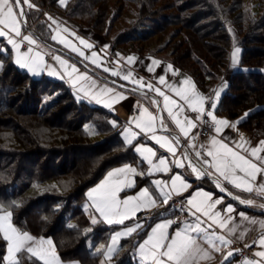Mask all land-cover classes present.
<instances>
[{
  "label": "trees",
  "instance_id": "trees-1",
  "mask_svg": "<svg viewBox=\"0 0 264 264\" xmlns=\"http://www.w3.org/2000/svg\"><path fill=\"white\" fill-rule=\"evenodd\" d=\"M31 2L36 7L27 10L26 23L48 42L44 11L105 37L111 16L129 13L112 37L113 47L122 52L125 44L133 47L136 41L138 48L130 50L137 53L159 54L167 48L170 62L189 73L204 93L223 79L233 45L239 44V68L228 77L219 109L228 117L247 112L240 126L264 137V0H257V15L243 0H66V6L59 0ZM153 36L158 51L145 50ZM0 44L8 49L0 55V131L15 142L4 144L0 134L2 211L13 213L12 224L21 232L50 236L62 260L101 264V253H92L87 242L107 243L117 226L91 223L83 207L85 192L111 167L139 159L122 139L119 124L113 127L111 113L76 100L63 81L30 77L13 63L10 46L3 39ZM85 122L94 126L92 134ZM149 222L119 240L108 264H137L133 250ZM6 248L0 233V264H9Z\"/></svg>",
  "mask_w": 264,
  "mask_h": 264
},
{
  "label": "crops",
  "instance_id": "crops-1",
  "mask_svg": "<svg viewBox=\"0 0 264 264\" xmlns=\"http://www.w3.org/2000/svg\"><path fill=\"white\" fill-rule=\"evenodd\" d=\"M44 15L48 19L50 42L41 40L33 31L32 27L27 25V23L26 27L22 25V36L16 37L18 41H21V52L26 51L28 47H32L33 54L38 51L43 56L44 63L41 65L43 70L41 71L40 75H33L26 69H20L19 66L14 62L16 59L15 50L11 47V45H9L11 48V57L13 63L20 70L26 72L30 77L38 78L41 76H47L48 78H51L53 80L63 81L69 86L76 100L84 101L90 105L101 107L102 109L111 113L114 118L113 121L118 122L120 126V134L124 128L129 126L128 122L130 120L139 117L143 108H147L149 112L157 114L158 109L152 103V100L155 99L157 101H160L161 110L159 112V115L164 118L165 123L168 125L169 131L164 132L158 129L157 135L167 136L169 138V140L175 147L177 157H179L183 151L187 150L193 156V158H195L194 150L190 145H195V150L201 151L202 155H204L206 150L211 148V140L213 138H216L223 143H227L234 150L240 151L242 154L249 157L252 148H261L262 150L257 153V156L264 157V146L261 145V142L264 141V137H259L251 134L240 126V121L245 117V113L247 112H244L237 117H228L219 109V101L227 90L228 77L235 70L225 73L223 79L211 89L212 103H216L217 105V108L214 110V115L218 120L226 121V125H215L213 122V129L211 134L206 137L200 138V120L196 119L198 114L191 113L187 102L182 100L175 94V92L171 91V89L169 88V85H171L178 88L188 89L190 92L198 93L200 96L205 98L206 93H204L197 86L194 79L189 73L173 65L168 57L158 54H139L135 51H119L114 57H108V51L105 45L108 46L109 43L98 33L92 31L88 27H80L76 24H73L66 17L52 15L47 11H44ZM49 17H51L52 19H49ZM53 21H55V23H53ZM25 35L30 36L33 40H35V44L29 45L27 41H23L22 37ZM52 35L57 36L56 41L51 39ZM0 39H3L6 42L5 38ZM60 40L67 41L69 46L66 47L64 44L59 42ZM81 40L85 41L87 45H91L92 47L88 48L84 44H81ZM72 47H75L78 51H82L85 56L88 57V59H84V57L78 55L77 52H73L71 50ZM93 52L97 53L95 57H92L91 55ZM57 56L67 61L68 65H75L78 69V72L73 73L72 77L70 78L65 72L66 66H62L60 61L55 59V57ZM129 57L132 58L131 61L128 60ZM93 59L96 61V63H92ZM153 60L158 61L159 63L153 64ZM0 64L3 65L1 58ZM169 65H171V68L168 67ZM2 67H0V70L2 69ZM149 68H151L152 71H148ZM105 69H109V71H105ZM49 70L53 72V75L48 74ZM68 70H71L70 67ZM112 71L118 72L119 75H112ZM129 72L132 73L130 79H123L122 77L124 75H127ZM81 75L86 76L87 79H81ZM162 75L165 77L164 83H160L158 80V78ZM184 80H188L190 81V83L185 85L182 83ZM149 83L152 84L154 88L159 87L161 91L168 95L172 100L176 101V104H170L169 107L173 109L174 113H179L177 118L181 120V124L185 127V131L188 133L187 137H185L184 134L180 132L179 127L168 116L167 111L163 110V97L159 96L155 91H150L147 87L143 86ZM218 90H222V93L220 99L217 100L215 97V92ZM117 94H119L123 98H117ZM97 99L99 100V103H97ZM105 104H108L109 107H105ZM177 105H179L180 108H177ZM132 109L136 110L132 111ZM185 117L189 118L192 123H186L184 119ZM131 127L133 131L139 132V129L135 128L134 123L131 125ZM216 127H220L221 130L219 133L215 131ZM174 136L179 137V145H176L175 141L172 139V137ZM121 137L124 140V137L122 135ZM133 143L135 144L136 141H134ZM140 143H143L144 145H147L149 147H153L154 151H156V157L153 158L154 163L157 162L159 157H165L168 166L172 168V172H154L152 175H148L147 173L151 170V166L146 161L142 160V157H140L139 153L134 151L139 159L138 162H125L111 167L95 184L91 185L85 192V201L83 203L85 211L89 214L91 219L93 217H96L98 218V220L107 225L110 224L100 218L99 213L96 212L95 207L92 204V199L89 197L88 193L99 186L102 182H104L108 178V174L113 170L123 168L127 165L136 168L137 173H140L139 175L129 174V179L134 181V186L132 188H125L119 193V198L121 200L127 196L138 195L139 192L146 187L150 192H153L157 197H160L157 203L146 204L142 206V208L139 209L136 213L130 214L131 218L126 219L124 221V224H111L116 225L117 228L112 231L110 239L107 243L88 240L91 245H94L97 242L100 243L102 247L94 253H101V259H103L105 263L110 262L111 257L114 255L118 247L119 240L121 238L129 236L126 235L117 237L116 242L113 243L112 237L117 232H126L128 227L135 228L137 223L142 224L144 227L146 222L150 221L143 234L141 235V238L136 243L137 245L146 237L149 228L153 227L158 222H161L165 219H171L176 222L172 225V228H175L177 224H179L180 227H183V222L186 219L189 221L194 219L192 216L187 215L185 219L176 221L171 213L166 212L167 205L163 204V198L162 196H160L159 190L155 188V184L153 183L155 180H169V177L173 173L182 174V178L190 182L191 186L186 190H181L179 194H177L175 190H172L169 203L174 199L182 198L184 200L183 210L187 213L188 205L186 198L189 197L196 189L213 194V200L222 198V203L216 205L214 211L219 210L221 211L222 217L226 218L230 216L232 219L227 221L224 228H220L217 223L213 224L212 228L208 230L210 232L215 231L217 235L223 236L230 242L232 239H237L243 243L254 244V254L256 252L264 251V247H261L259 245V240L261 239V237H264V227H262V225H264V207H261V205H264V195L258 194L255 190L252 193H249L240 189H236L226 181H223L222 178H219L227 188L226 192H221L216 186L218 173L197 178L188 167L187 161H184L185 166L182 168L174 167L172 163L174 157L167 151L165 147L157 145L155 141L150 140L143 135L140 137ZM208 159L211 158L209 157ZM254 162H256L258 166L264 167V165H261V162L259 160H254ZM209 171L211 172L212 170L209 169ZM262 182H264V173H259L257 175V178L251 181L254 189L258 187ZM228 186H230L234 192H232L228 188ZM234 197H239L241 199H244L245 201L252 200L253 204L249 205L247 203H240L239 200ZM228 204L233 205L232 213H226L224 211L226 205ZM154 207L157 208V213L154 217L143 219L137 218L141 211ZM239 213H243L244 216H239ZM0 214H2V212H0ZM202 219L206 218L202 217ZM210 223H212L210 220H206V223L202 225V227L207 228L208 224ZM172 228H170L168 231L171 232ZM233 228L236 229L235 232L231 231V229ZM141 229H137L135 232H138ZM27 233L30 234L36 240V242H40L41 237H46L35 236L29 232ZM201 244L202 248L208 252L209 258L200 259L198 261V264H246L247 261L255 262L261 259L260 257L255 255L253 259H249L247 257H239L234 252V255L225 262L224 257L227 255V253L230 251L233 252L232 250H230L229 244L225 245L220 241L215 242V247L210 246L203 241H201ZM136 245L133 250V259L137 264H140L141 258L139 256V251ZM109 248L113 249L111 253L108 252ZM216 248H219V251H217ZM7 249L8 244L6 250ZM48 250L52 252L50 248H48ZM56 252L54 251L55 256L58 258L57 260H59V255ZM6 255L8 256V251H6L5 254V259L8 260L6 258ZM59 262H61V264H75L63 263L73 262L72 260H62Z\"/></svg>",
  "mask_w": 264,
  "mask_h": 264
},
{
  "label": "snow or ice",
  "instance_id": "snow-or-ice-1",
  "mask_svg": "<svg viewBox=\"0 0 264 264\" xmlns=\"http://www.w3.org/2000/svg\"><path fill=\"white\" fill-rule=\"evenodd\" d=\"M59 3L62 6H66V0H59ZM34 7L36 6L31 0H0V38H5L7 45H11L15 50L16 59L14 62L20 69H26L33 75H40L43 70L41 65L44 63L41 53L37 51L33 54L32 47H28L26 51L21 52V41L16 39V37L22 36V25L26 27L27 10ZM49 19L52 18L49 17ZM53 23H55V21H53ZM51 39L56 41L57 36L52 35ZM22 40L27 41L29 45L35 44V40L30 36L25 35L22 37ZM59 42L66 47L69 46L68 42L65 40H60ZM80 43L88 48L92 47L91 45H87L83 40H81ZM105 47L108 46L105 45ZM71 50L77 52L78 55L84 57V59H88L82 51H78L75 47H72ZM7 51V46L0 44V55L6 54ZM239 52L240 49L236 48L232 53V66L234 68L239 63L237 59V54ZM91 55L95 57L97 53L93 52ZM55 59L60 61L62 66H66L65 72L70 78L73 73L78 72L75 65H68V62L61 57L57 56ZM128 60L131 61L132 58L129 57ZM92 63H96V61L93 59ZM158 63V61L153 60V64ZM2 66L3 65L0 64V67ZM69 67L71 69L70 71L68 70ZM168 67L171 68V65ZM105 71H109V69H105ZM148 71H152V69L149 68ZM48 74L53 75V72L49 70ZM112 75H119V73L112 71ZM131 76L132 73L129 72L122 78L129 80ZM80 78L87 79L84 75H81ZM158 80L160 83H164L165 77L162 75ZM182 83L187 85L190 81L184 80ZM143 86L147 87L150 91H155L159 96L163 97V110L167 111L168 116L179 127L180 132L187 137L188 133L185 131V127L181 124V120L177 118L179 113H174L173 109L169 107L170 104H176V101L172 100L161 91L159 87L154 88L150 83ZM169 88L182 100L187 102L192 112L198 114L196 119L202 120L204 116H207L211 118L215 125H226V121L218 120L214 115V110L217 108L216 103L208 105L206 110L204 97L200 96L198 93L171 85H169ZM221 93L222 90L215 92L217 100L220 99ZM117 98L123 97L117 94ZM97 103H99L98 99ZM152 103L158 109L157 114H153L149 112L147 108H143L139 117L130 120L128 122L129 126L124 128L121 132L125 143L132 147L135 152L139 153L142 160L146 161L151 166V170L147 173L148 175H152L154 172H172V168L168 166L166 158L163 156L159 157L156 163L153 162V158L156 157V151H154L153 147L140 143V137L142 135L155 141L157 145L165 147L174 157L172 161L174 167L182 168L185 166L184 161H187L188 167L197 178L218 173L216 186L221 192H226L227 188L219 178H222L223 181H226L236 189L249 193L255 190L258 194L264 195V182L255 189L251 183V181L257 178L259 173H264V167L258 166V164L254 162V160H259L261 165H264V157L257 156V153L262 150L261 148H252L250 151V158L240 151L234 150L227 143L213 138L211 140V148L207 149L204 155H202L201 151L195 150V145H190L194 150L195 158H193L187 150L183 151L181 155L177 157L175 147L169 138L167 136L157 135L158 129L168 132L169 128L164 118L159 115L161 110L160 101L153 99ZM105 107H109V105L105 104ZM177 108H180V106L177 105ZM247 115L248 113H245V116ZM184 119L186 123H192L189 118L185 117ZM117 123L118 122L113 121V127H116ZM133 123L135 124V128L139 129V132L132 130L131 125ZM220 130V127L215 128L217 133H219ZM172 139L175 141L176 145H179V137L174 136ZM134 141H136L135 144L133 143ZM261 145L264 146V141L261 142ZM209 157L211 159H208ZM209 169L212 171L210 172ZM129 174L139 175L140 173H137L136 168L127 165L123 168L115 169L108 174V178L104 182L88 193L100 218L110 225L124 224L126 219L131 218L130 214L136 213L146 204L157 203L160 198L157 197L155 193L150 192L146 187L142 189L138 195L127 196L121 200L119 198V193L125 188H132L134 186V181L129 179ZM153 183L155 184V188L159 190L160 196L163 198L162 202L165 205L169 203L172 190H175L176 193L179 194L181 190H186L191 186L190 182L182 178V174L180 173H173L169 177V180H155ZM212 195L211 193L196 189L186 198L188 205L186 215H190L194 219L191 221L186 219L183 222V227L177 224L175 228H172V225L176 222L171 219H165L156 223L153 227H150L146 237L136 245L141 258L140 264H198L200 259L209 258L208 252L202 248L201 241L213 247H215L216 241H220L225 245L229 244L230 241L226 240L223 236L217 235L215 231L210 232L208 230L212 228L213 224L217 223L220 228H224L227 221L232 219L230 216L226 218L222 217L221 211L219 210L214 211L216 205L222 203V198L213 200ZM234 198L238 199L240 203L253 204L252 200L245 201L239 197ZM261 207H264V205H261ZM224 211L226 213H232L233 205H226ZM0 212H2V214H0V233L3 234V239L8 244L7 259L9 264H24L25 260L29 261V264H36L37 261H43V264H57L58 258L55 256L54 251L50 252L48 249H45L43 241L36 242L30 234L19 231L12 224L13 213L11 211H2V206H0ZM238 215L244 216L243 213H239ZM202 217L206 219H202ZM206 220L212 222L208 224L207 228L202 227V225L206 223ZM97 222L98 218L93 217L91 223L96 224ZM262 227H264V225H262ZM141 228H143V225L140 223H137L135 228L128 227L126 232L115 233L112 237V241L115 243L117 237L131 235L137 229ZM170 228H172L171 232L168 231ZM235 230V228L231 229L233 232H235ZM47 243L49 245L52 244L51 240H48ZM259 245L264 247V237H261L259 240ZM246 246L251 247V245ZM216 250L219 251V248H216ZM112 251V248L108 249L109 253ZM233 255L234 252H228L224 257L225 262ZM254 255L261 259L255 262L247 261L246 264H264V251L256 252Z\"/></svg>",
  "mask_w": 264,
  "mask_h": 264
},
{
  "label": "rangeland",
  "instance_id": "rangeland-1",
  "mask_svg": "<svg viewBox=\"0 0 264 264\" xmlns=\"http://www.w3.org/2000/svg\"><path fill=\"white\" fill-rule=\"evenodd\" d=\"M243 4L244 5H246L247 7V9L249 10V11H251L253 14H255V15H257L256 13H258V5H257V0H243ZM167 11H169V10H167ZM116 12V11H115ZM127 17H130V14L129 13H125L123 16H121L119 13H115V16H114V18H112V16H111V19H110V22H107V26L103 29V33H107V36L105 37L102 33H99V32H96V31H94L92 28H90L89 26H84V25H79L80 27H88L89 29H91L92 31H94V32H96V33H98L99 35H101L103 38H105L107 41H108V43H109V45L111 44L112 46H113V42H114V39H112V37H113V35L115 34V33H117V29L120 27V26H122L123 24H125V19L127 18ZM70 21V20H69ZM71 22V21H70ZM73 23V22H72ZM74 24V23H73ZM83 24V23H82ZM230 30H231V32H232V34H233V36H234V39H236V37H237V35H236V31H235V29L234 28H230ZM116 36V35H115ZM111 38V39H110ZM157 38H156V36H153V37H151V38H149V40L147 41V43H149V45H150V47H147V48H149V49H147L146 47V49L145 50H151V51H158L157 49L159 48V46H157ZM112 42V43H111ZM138 43V42H137ZM137 43H136V41L135 42H133L132 44H133V47H128V44H125V47H124V51H122V52H128V51H132V50H130L131 48H138V45H137ZM144 44V43H143ZM145 44H146V42H145ZM236 48H239L240 49V52L237 54V59H240V55H241V46L239 45V44H237V43H235L234 45H233V49H232V53L234 52V50L236 49ZM159 54L158 55H161V56H165V57H168L169 59H170V55H169V53H168V50H167V48H164L163 50H160L159 49ZM119 51H117V53H118ZM143 53H148V51H146V52H141V53H139V54H143ZM232 53H231V58H230V63H229V66H228V68H227V72L226 73H228V71H233V70H237L238 68H239V64L234 68L233 66H232ZM239 61V60H238ZM227 84H228V82H227ZM85 126H87V128L89 129V132L91 133V130H93L92 129V127H94L90 122H85ZM44 133H50V131H43ZM2 133V134H1ZM42 133V132H41ZM0 134L2 135V138H1V140L4 142V144H6V145H13L15 142H14V139L10 136V134L9 133H6V132H4L3 133V131H0ZM92 134V133H91ZM98 136V134H96L95 133V135H92V138H96ZM1 206V205H0ZM20 231V230H19ZM41 240L40 241H48V240H51V242H52V244L51 245H49L47 242H44V244H43V246H44V248L45 249H48V248H50L51 249V251H55L56 252V249H55V247H54V244H53V240H52V238L50 237V236H46V237H41L40 238ZM46 239V240H45ZM91 242V241H90ZM87 244H88V247L90 248V251L92 252V253H94V252H97L102 246L100 245V243L99 242H97L96 244H94V245H91L90 243H89V241L87 242ZM7 251V250H6ZM57 253V252H56ZM5 254H6V252H5ZM5 254H4V257H5ZM6 258H7V255H6ZM60 258V257H59ZM61 259V258H60ZM57 260L58 262H57V264H61V262H59V261H62V259L61 260ZM64 261V260H63ZM73 262H63V263H75V264H80V262L78 261V260H72ZM41 262H43V261H41ZM101 264H108V263H105L104 261H103V259H101Z\"/></svg>",
  "mask_w": 264,
  "mask_h": 264
},
{
  "label": "built area",
  "instance_id": "built-area-1",
  "mask_svg": "<svg viewBox=\"0 0 264 264\" xmlns=\"http://www.w3.org/2000/svg\"><path fill=\"white\" fill-rule=\"evenodd\" d=\"M108 51V57H114L117 54V50L110 44L107 47ZM212 103V96H211V90L208 91L204 98V104L205 108L207 110L208 105ZM136 109H132V111H135ZM191 113H194L191 111ZM213 129V121L211 118L204 116L202 120H200L199 123V137L203 138L211 134ZM184 206V200L182 198L180 199H174L172 200L167 206H166V212L171 213L176 221H180L181 219H185L187 217L186 212L183 210ZM157 208H151L146 209L144 211H141L137 218L143 219V218H151L156 215ZM246 245H251V247H248ZM229 248L233 252H235L239 257H247L249 259L254 258V250L255 245L252 243H243L237 239H232L229 243Z\"/></svg>",
  "mask_w": 264,
  "mask_h": 264
}]
</instances>
